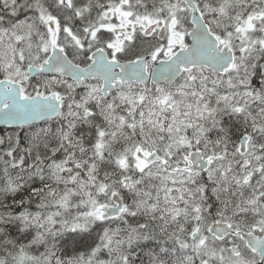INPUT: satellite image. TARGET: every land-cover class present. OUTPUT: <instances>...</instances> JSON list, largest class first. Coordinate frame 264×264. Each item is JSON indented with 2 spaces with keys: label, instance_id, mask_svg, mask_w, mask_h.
Instances as JSON below:
<instances>
[{
  "label": "snow or ice",
  "instance_id": "6c2138e0",
  "mask_svg": "<svg viewBox=\"0 0 264 264\" xmlns=\"http://www.w3.org/2000/svg\"><path fill=\"white\" fill-rule=\"evenodd\" d=\"M0 264H264V0H0Z\"/></svg>",
  "mask_w": 264,
  "mask_h": 264
}]
</instances>
